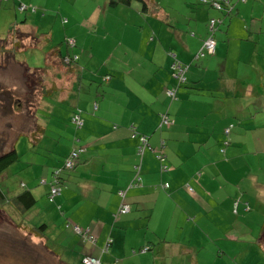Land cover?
<instances>
[{"label":"crops","instance_id":"0c3cea01","mask_svg":"<svg viewBox=\"0 0 264 264\" xmlns=\"http://www.w3.org/2000/svg\"><path fill=\"white\" fill-rule=\"evenodd\" d=\"M65 1L73 6V0ZM213 1L220 0H180L185 15L180 16L183 25L177 26L169 20L178 13L174 5L161 10L156 0H143L141 9L130 1L99 4L103 13L94 6L88 17L57 5V12L47 17L64 37L74 40V47H82L79 52L56 42L54 26L28 29L20 21L17 36L44 38L43 47L64 69L71 89L84 73L79 76L77 60L64 65L58 56H50L52 48L59 56L74 53L86 64L97 63L66 117L70 125V113L78 110L82 125H70L74 131L68 133L83 151L75 167L62 172L54 200L59 210L46 208L44 235L38 237L59 264H82L84 255L98 258L100 264L264 260V177L259 174L264 167L258 155L264 142V0H231L230 13L214 7ZM12 3L17 8L18 0ZM116 4L134 18L122 20ZM239 15L241 19L234 18ZM39 17L46 18L44 13ZM211 19L221 20L214 34L215 53L192 63L185 83L177 86L169 68L170 52L182 63L199 60L196 53ZM166 88H174L173 97ZM161 115L169 122L161 124ZM139 135L149 146L141 155L136 150ZM69 141L50 171L66 155ZM137 164L140 184L127 188ZM119 189L125 190L122 199ZM121 203L127 212L117 211ZM36 206L37 201L30 212ZM67 222L87 229L93 242L82 241ZM108 238L107 251H100Z\"/></svg>","mask_w":264,"mask_h":264},{"label":"rangeland","instance_id":"374dc122","mask_svg":"<svg viewBox=\"0 0 264 264\" xmlns=\"http://www.w3.org/2000/svg\"><path fill=\"white\" fill-rule=\"evenodd\" d=\"M15 0H9L8 2L0 0V36L9 37L13 33L17 32V28L23 23L25 28L31 29L34 25L40 30H46L47 28L54 26L57 29H53L56 42L61 43L64 47L66 37L63 35L62 29L58 24L51 21L50 16L52 12L56 11L57 5H62L68 8L73 14L78 16L88 17L94 11V6L98 9V13H103L101 8L97 7L99 4H107L108 0H73V6L67 5L65 0H30L29 3L26 0L23 1L25 9L22 11L17 10L12 3ZM46 1V2H45ZM161 7L166 8L167 5H174L178 10V13L170 15V24L183 25L181 17L185 15V9H183L179 1L180 0H156ZM236 4L237 0H233ZM133 8L141 9V1L131 0ZM240 4H245L240 2ZM135 6V7H134ZM31 7L34 10H31ZM117 9H121L123 13L117 12L122 20L129 17H133L127 12L122 4H116ZM36 14L30 15L32 12ZM120 11V10H115ZM114 11V12H115ZM57 12V11H56ZM45 14L46 18H40L39 15ZM159 13H162L159 11ZM28 16V17H27ZM114 15V17H117ZM25 17L27 21L25 22ZM65 17V15H61ZM241 19V15L234 18ZM164 22L167 17H163ZM20 21H23L21 23ZM88 21L84 20V25L87 27ZM227 25V22L226 24ZM13 27V30L10 28ZM63 28V27H62ZM179 29L181 27H178ZM106 30V29H103ZM36 34H41L37 31ZM100 35V34H99ZM107 35V34H106ZM24 36L23 34L21 37ZM68 37V36H67ZM2 38V37H1ZM44 39V38H42ZM174 39V38H173ZM44 40H40L37 43L28 40H22L21 45L14 48L12 55L15 60L24 61L29 67L35 69H43L42 79L44 85L40 97H38L39 89L42 84L41 73L40 78L36 79L32 73H26V68L22 63L13 61L9 54H3L0 56V88L5 92H0V100H4L7 105L13 103L11 99H7V93L12 96L18 97L21 101V107L19 110L11 111L10 108H4L0 104V154L10 149V144L14 147L16 152V158L10 162V165L4 170V176L8 178L7 185L9 189H14L20 182L27 185L30 191L34 194L37 206L34 207V211L23 214H18L20 219H23L27 223L34 226H38L45 223L47 218L44 212H47L48 207H55V210H59L58 205L55 202H47L43 196L44 189L47 184L42 185L39 183L40 178H44L48 182L50 177V168L59 159L65 150L67 141L71 140V135L68 131H74L73 128L66 122V117L74 108L76 93L82 86L84 88L86 77L91 74L92 70L97 67L95 61L86 64L84 58L78 57V73L79 76L84 73V76L77 84H74L72 89L70 88V82L66 83L67 74L64 69L54 64H47L45 61V54L47 48L43 47ZM119 42H121L119 40ZM1 43V40H0ZM98 43H94L92 49L94 50ZM176 45L180 46L177 42ZM82 50V47L78 44L74 47V50ZM83 54V52H82ZM203 58L189 62L186 64L191 65L198 63ZM179 60V59H178ZM60 61L64 65H68L60 58ZM180 61V60H179ZM185 63V62H183ZM63 65V66H64ZM63 69V70H62ZM69 74V73H68ZM65 75V76H64ZM68 77V76H67ZM78 86V87H77ZM16 102V99H13ZM37 100V102H36ZM29 102L27 104L26 102ZM38 103V104H37ZM37 104V105H36ZM36 106V107H35ZM27 112L32 116L34 112L36 125L33 124L32 117L27 115ZM31 120V121H30ZM28 126V127H27ZM39 126L38 132L33 134V130H36ZM17 133H22L15 136ZM70 142V141H69ZM247 148L251 152H255L256 148L251 146V141H246ZM258 155L261 156V163L264 159V142H260L258 146ZM247 159H254L250 155ZM261 177H264V170L259 172ZM42 194V195H41ZM63 220L64 223V219ZM20 228H15L13 222L8 219L7 216L0 213V264H44L48 259V264H55L53 257H50L49 252L43 247L42 240L35 234L28 233L25 229L20 231ZM49 233V231H47ZM25 235L27 236H24ZM6 236H19L16 240H6ZM33 237L34 239H30ZM48 245L56 246L52 241L48 240ZM264 258V257H263ZM261 264H264V260H260ZM58 264V263H57Z\"/></svg>","mask_w":264,"mask_h":264},{"label":"trees","instance_id":"16d2710c","mask_svg":"<svg viewBox=\"0 0 264 264\" xmlns=\"http://www.w3.org/2000/svg\"><path fill=\"white\" fill-rule=\"evenodd\" d=\"M129 1H131V0H108L107 4L128 3ZM138 1L142 2L143 0H138ZM31 10H34V8L31 7ZM19 11H22V10H19ZM62 22H65V20L62 19ZM13 29H14L13 27L10 28V30H13ZM35 38L36 39L32 38V40H33L32 42H34V43H37L40 40L46 41L45 39H40L37 36ZM67 39L68 38H65L64 43L66 44V46L68 48H72V47L67 45V43H66ZM0 40H1V43H0V56L1 57L3 54H9L13 61H16L18 63H22L24 65V67L26 68V73H32L36 79L40 78V73H41V79H42V75H43V69L42 68L41 69H38V68L35 69L34 67H29L24 61L15 60L13 55H12V51L14 50V48H17L18 46H20L22 40H26L25 38L17 36V32H16V33H13L12 35H10L9 37H2V38H0ZM19 43H20V45H19ZM74 45H75V43H74ZM56 50H57L56 48H52L50 56L51 55L53 56V54L58 56L59 57V63H61V61H60L61 57L58 55V52ZM45 61L47 62V64H52V66L54 64H56V65L58 64V63H55L54 61L51 60V58L49 57L47 52L45 54ZM74 84H76V83H74ZM74 84H72V87ZM43 86H45V85H44V81L42 79V84H41L40 89H39V94H38V97H36L37 100L41 95L40 93L42 92ZM0 92L4 93L5 91L0 88ZM7 96H9L7 99H11V101H13V103L7 105V103L4 102V100H0V104L4 105L3 106L4 108H10L11 111L19 110L21 108L19 106V104L21 105L20 99L18 97L14 98V96H12L10 93H7ZM13 99H16V102ZM37 100H36V102H37ZM26 103L30 105V103L28 101ZM77 111L78 110L75 109V110H72V112L70 113L69 123L72 126H73V124L71 123V116L74 113H76ZM27 115L32 117L30 115V113H28V112H27ZM33 115L35 116L36 114H33ZM32 120H33L32 121L33 124L36 125L37 124L36 119L32 118ZM36 128H37L36 130L32 129L33 134H36L38 132L39 126ZM19 134H22V133H17L15 136H17ZM74 140H75V137L74 138L72 137V139L70 140V148L67 151L66 155H68L70 153L71 149L75 148L76 144L73 143ZM9 146H10V149H7L0 154V213L7 216L8 219L13 222L15 228L17 227V228L21 229L20 231H22V229H25L28 233L35 234L33 236L43 237V235H44L43 231L45 229L44 224L34 226L30 223H27L23 219H20L17 216L18 214H23L25 212L29 213L30 208L35 204L36 198H35L34 194L30 191V189H28V187H26L25 184L22 182H20L18 184V186L15 188V190L8 188V185H7L8 178L4 176V170L10 165V162L16 158V152L13 149L14 147L12 146V144H10ZM82 151L83 150H81L78 153V156ZM63 159L61 160V162L59 164L60 167L63 165V163H62ZM76 160H75V163H76ZM75 163L70 170H72L75 167ZM60 171H62V170H60ZM40 184H42V183H40ZM24 236H27V235H25V233H24ZM18 237L19 236H10V237L6 236L5 238H6V240L10 241V240H16ZM55 263H58V262L55 261Z\"/></svg>","mask_w":264,"mask_h":264},{"label":"built area","instance_id":"2783aa9c","mask_svg":"<svg viewBox=\"0 0 264 264\" xmlns=\"http://www.w3.org/2000/svg\"><path fill=\"white\" fill-rule=\"evenodd\" d=\"M212 5L218 9L221 8V4L220 2L217 1H213ZM26 6H24L23 4L19 3L18 9L22 10L25 9ZM215 21L216 19H211L210 20V28H209V34L206 38V40L203 42L202 46L200 47V49L198 50L196 57H200L203 56L205 54H211L214 52L215 50V41H214V37H213V33H214V29H215ZM217 22V21H216ZM66 43L68 46H73L74 45V41L73 39L68 38L66 40ZM76 58L75 55L72 56H64L63 57V61L64 62H69L70 60H74ZM170 69L172 70V76L173 78L176 80V83H182L183 81H185V72L187 70V65H183L180 62H178L176 59H173L172 62L170 63ZM165 92L168 95H171L172 97L174 96V88H166ZM161 124H166L168 123V117L165 115H161V119H160ZM71 123L73 124V126L75 128H79L82 125V120L80 118V116H78L76 113H74L71 116ZM228 128L226 129V132H228ZM139 139V143L136 146V150L137 153L139 155H141L142 151L144 150V148L148 147L147 145V141H146V137L144 135H139L138 137ZM149 148V147H148ZM82 150V148L80 147H75L73 149H71L70 153L66 156V158L63 161V165L60 168L55 169L52 172V179L53 181L56 180L57 175L59 173V171L61 169H71L75 163V160L78 156V153ZM157 158H160V155L156 156ZM165 166H161V170H164ZM133 170H134V175L132 177V179L129 181V183L127 184V188L129 187H133L135 185L140 184V177H139V165H134L133 166ZM41 182H43V180H41ZM163 188L167 187V183H163L161 185ZM58 193V189L54 186H50L49 191H48V200L50 201L55 195H57ZM117 194L119 196L120 199H122L124 197L125 194V190L124 189H119L117 191ZM118 212L120 213H125L128 211V206L121 203L117 209ZM72 229L73 231L78 234L81 239L83 241H87V242H93L94 238L93 236L85 229L82 230L78 225L73 224L72 225ZM110 239H106L105 244L100 248V251H106L109 245ZM146 247H143L142 250H145ZM82 263L83 264H100L98 258L92 257L90 255H84L82 257Z\"/></svg>","mask_w":264,"mask_h":264},{"label":"clouds","instance_id":"9594fccd","mask_svg":"<svg viewBox=\"0 0 264 264\" xmlns=\"http://www.w3.org/2000/svg\"><path fill=\"white\" fill-rule=\"evenodd\" d=\"M233 1V0H232ZM237 1H245V0H237ZM18 2L19 3H21V1H19L18 0ZM217 2H220V4H221V8H220V10H223V9H227L228 8V11H229V13L231 12V10H232V8H233V5L231 6V0H220V1H217ZM234 2V1H233ZM232 2V3H233ZM19 3H18V5H17V9H18V6H19ZM22 4V3H21ZM19 10V9H18ZM23 10V9H22ZM217 21V22H216ZM216 21H215V29H214V33H213V37H214V34H215V31H216V25H217V23L218 22H221V20H218V19H216ZM210 25V24H209ZM209 28H210V26H209ZM208 34H209V30H208V32H207V36H208ZM207 36H206V38H207ZM206 38L202 41V43H201V46H202V44H203V42L206 40ZM74 41V40H73ZM214 41H215V39H214ZM215 46H216V42H215ZM72 48L74 47V45L73 46H71ZM215 53V50H214V52L213 53H211V54H209V55H212V54H214ZM197 54V53H196ZM72 55H75L76 56V54H65V55H61L60 57L63 59V57L64 56H72ZM170 55H171V61H170V63L172 62V60L173 59H176L178 62H180L176 57H175V54L173 53V52H170ZM204 56H206V54L205 55H203V56H200V57H195V59H197V58H201V57H204ZM77 60V56H76V58L74 59V60H70L69 62H67V64L69 65V64H71V63H75V61ZM181 64H183V65H187V70H188V68H189V64H186V63H182V62H180ZM169 68H170V64H169ZM171 70V69H170ZM187 70H186V72H185V81H186V73H187ZM171 75H172V70H171ZM172 78H173V76H172ZM174 79V78H173ZM185 81H183L182 83H179V84H177V86L178 85H181V84H183V83H185ZM174 82L176 83V80L174 79ZM230 127H231V125H230ZM230 127H227L229 130H230ZM229 130H228V132H229ZM227 132V133H228ZM146 141H147V138H146ZM147 145H148V142H147ZM149 147V146H148ZM148 147H146V148H148ZM146 148H144V149H146ZM149 149V148H148ZM67 156V155H66ZM66 156H64V159L66 158ZM77 158H78V156H77ZM76 158V159H77ZM64 159H63V161H64ZM63 163V162H62ZM57 168H60V165H57L56 167H54L53 169H51V172H50V177H49V180H48V182H46V180L44 179V178H40V180H39V182L40 183H42L43 185H45V184H47V188H46V192H45V199H46V201L47 202H54V200H55V198L60 194V190H61V187H60V179H61V174H62V172L63 171H67L66 169H61L62 171H59V173H58V175H57V178H56V180L55 181H53V179H52V172L55 170V169H57ZM68 170H70V169H68ZM41 180H43V182H41ZM129 183V182H128ZM50 186H54V187H56L57 189H58V193H57V195H55L50 201L48 200V191H49V188H50ZM67 224H70V226H71V228H72V225L73 224H75V223H70V222H67ZM77 225V224H76ZM81 228V227H80ZM82 230H85V229H83V228H81ZM73 230V229H72ZM87 230V229H86ZM88 231V230H87ZM75 233V232H74ZM78 235V234H77ZM79 236V235H78ZM81 238V237H80ZM82 240V239H81ZM83 241V240H82ZM107 251V250H106ZM93 257V256H92ZM99 260V259H98ZM81 262H82V258H81ZM100 263V262H99ZM83 264V263H82Z\"/></svg>","mask_w":264,"mask_h":264}]
</instances>
